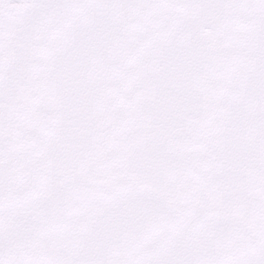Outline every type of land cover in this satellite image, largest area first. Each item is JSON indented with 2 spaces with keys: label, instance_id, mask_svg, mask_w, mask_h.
I'll return each mask as SVG.
<instances>
[{
  "label": "snow or ice",
  "instance_id": "1",
  "mask_svg": "<svg viewBox=\"0 0 264 264\" xmlns=\"http://www.w3.org/2000/svg\"><path fill=\"white\" fill-rule=\"evenodd\" d=\"M0 264H264V0H0Z\"/></svg>",
  "mask_w": 264,
  "mask_h": 264
}]
</instances>
